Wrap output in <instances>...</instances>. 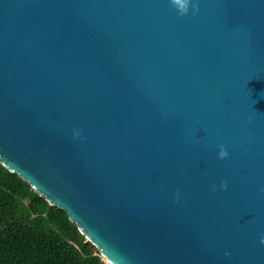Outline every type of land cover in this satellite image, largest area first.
Instances as JSON below:
<instances>
[{
    "label": "water",
    "instance_id": "1",
    "mask_svg": "<svg viewBox=\"0 0 264 264\" xmlns=\"http://www.w3.org/2000/svg\"><path fill=\"white\" fill-rule=\"evenodd\" d=\"M0 160L109 264H264V0H0Z\"/></svg>",
    "mask_w": 264,
    "mask_h": 264
},
{
    "label": "trees",
    "instance_id": "2",
    "mask_svg": "<svg viewBox=\"0 0 264 264\" xmlns=\"http://www.w3.org/2000/svg\"><path fill=\"white\" fill-rule=\"evenodd\" d=\"M0 264H109L68 213L0 160Z\"/></svg>",
    "mask_w": 264,
    "mask_h": 264
},
{
    "label": "clouds",
    "instance_id": "3",
    "mask_svg": "<svg viewBox=\"0 0 264 264\" xmlns=\"http://www.w3.org/2000/svg\"><path fill=\"white\" fill-rule=\"evenodd\" d=\"M224 153H221V155H223Z\"/></svg>",
    "mask_w": 264,
    "mask_h": 264
}]
</instances>
